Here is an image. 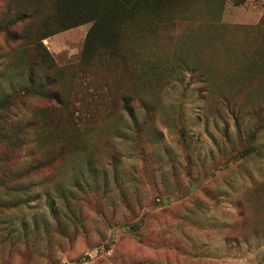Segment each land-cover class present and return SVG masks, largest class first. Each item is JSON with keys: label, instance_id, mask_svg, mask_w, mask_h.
<instances>
[{"label": "rangeland", "instance_id": "rangeland-1", "mask_svg": "<svg viewBox=\"0 0 264 264\" xmlns=\"http://www.w3.org/2000/svg\"><path fill=\"white\" fill-rule=\"evenodd\" d=\"M263 17L264 0L227 1L220 17L196 5L99 60L98 88L143 97L130 105L138 126L119 102L113 130L98 119L85 137L98 149L50 164L0 207V264H264ZM90 27L44 41L59 67L80 66ZM150 61L162 80L146 73ZM253 130L262 156L241 159ZM24 231L28 241L2 242Z\"/></svg>", "mask_w": 264, "mask_h": 264}, {"label": "trees", "instance_id": "trees-1", "mask_svg": "<svg viewBox=\"0 0 264 264\" xmlns=\"http://www.w3.org/2000/svg\"><path fill=\"white\" fill-rule=\"evenodd\" d=\"M227 1L237 6L247 2L0 0V38L5 43L4 48L0 46L3 66L0 78L8 85V90L3 85L0 87V191H5L11 200L2 205L0 202V207H6L12 200L24 199L33 176L50 164L61 159L65 164L88 147L98 149L103 141L92 143L85 137L91 135L98 119L107 120L102 128L113 130L108 122L112 115L121 113L116 111L121 107L119 102L125 104L122 112L138 126L130 105L136 97L143 104V97L127 91L116 95L112 90L98 88L97 83H102L89 76L99 60L114 62L123 56V48L137 33L143 30L154 33L173 25L193 6L202 5L212 16L220 17ZM262 23L264 17L259 24ZM89 24L78 69L59 67L44 41ZM158 68L157 61H150L146 73L162 80ZM146 73L140 80L143 94L151 91L154 84ZM222 99L227 102L225 97ZM32 101H45L46 106L33 108ZM142 131L136 130V135L141 136ZM256 133L253 130L243 136L247 141H244L241 159L262 156L261 148L254 145ZM25 182V187H21ZM14 194L20 197L11 199ZM52 212H55L53 208ZM5 236L2 242L10 244L30 238L26 231L21 236L14 232Z\"/></svg>", "mask_w": 264, "mask_h": 264}]
</instances>
